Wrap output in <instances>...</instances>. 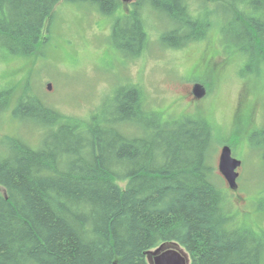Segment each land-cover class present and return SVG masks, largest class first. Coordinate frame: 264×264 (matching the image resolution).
<instances>
[{
	"label": "trees",
	"instance_id": "trees-1",
	"mask_svg": "<svg viewBox=\"0 0 264 264\" xmlns=\"http://www.w3.org/2000/svg\"><path fill=\"white\" fill-rule=\"evenodd\" d=\"M62 2L118 13L111 39L127 57L150 46L154 15L175 22L165 25L163 46L208 39L213 18L223 17L209 3H220L239 25L241 52L264 56V0H200L197 7L189 0H0V50L38 52ZM213 57L204 53L195 68ZM27 77L0 89V116L45 134L39 149L20 136L0 137V264H150L147 253L170 242L192 255L191 264H264V230L239 225L213 181L212 113L165 117L146 109L140 88L130 85L110 110L77 117L47 106ZM258 207L264 211V197Z\"/></svg>",
	"mask_w": 264,
	"mask_h": 264
},
{
	"label": "rangeland",
	"instance_id": "rangeland-1",
	"mask_svg": "<svg viewBox=\"0 0 264 264\" xmlns=\"http://www.w3.org/2000/svg\"><path fill=\"white\" fill-rule=\"evenodd\" d=\"M198 3L192 0L193 7ZM209 7L223 17L213 18L217 29L210 31L208 39L183 48L163 46L161 36L169 18L159 14V20L154 15L150 46L140 56L127 57L111 39L118 13L106 15L90 3L62 2L51 35L38 52L23 57L0 50V89L30 75L47 106L86 118L110 110L118 91L130 85L140 88L146 109L164 111L171 119L195 120L198 113L208 110L204 117L212 113L215 120H209L215 140L209 163L213 181L226 193L229 207L235 208L238 224L261 232L264 211L258 204L264 197V60L257 62L255 54L239 51V25L223 13L222 4L212 2ZM235 51L242 59L235 57ZM204 53L215 57L203 59L195 68ZM195 82L205 86L207 96L192 104L188 91ZM44 134L45 128L9 114L0 116V137L20 136L37 148ZM224 143L231 145L233 156L242 161L238 191L230 188L219 170Z\"/></svg>",
	"mask_w": 264,
	"mask_h": 264
},
{
	"label": "water",
	"instance_id": "water-1",
	"mask_svg": "<svg viewBox=\"0 0 264 264\" xmlns=\"http://www.w3.org/2000/svg\"><path fill=\"white\" fill-rule=\"evenodd\" d=\"M125 4L135 0H121ZM48 89L52 90L53 85L50 83ZM193 93L197 98H202L206 94L205 86L202 83L194 85ZM242 166V161L233 156L232 147L229 144L223 145L219 157V170L228 182L232 190L239 188L238 169ZM150 264H191L189 252L179 243H164L147 253Z\"/></svg>",
	"mask_w": 264,
	"mask_h": 264
},
{
	"label": "bare ground",
	"instance_id": "bare-ground-1",
	"mask_svg": "<svg viewBox=\"0 0 264 264\" xmlns=\"http://www.w3.org/2000/svg\"><path fill=\"white\" fill-rule=\"evenodd\" d=\"M190 2H191V4H192V0H189ZM200 1V0H199ZM198 4H200V3H198ZM225 15H228L225 11L223 12ZM159 20H160V17H159ZM169 21V23L170 24H175V22H172L170 19L168 20ZM204 21H206V24H207V26H210L211 25V21H210V18H205L204 19ZM213 29V27L212 28H210L209 29V32L211 31ZM204 39L205 38H200V41L201 42H203L204 41ZM206 40V39H205ZM243 42V41H242ZM241 41L239 42V44H238V46H239V51H242L241 49H243L245 46L243 45V43H242ZM119 47V49L121 50V53H124L123 51H122V49H121V46H118ZM243 52V51H242ZM241 52V53H242ZM255 54V60L257 61V62H260L262 59L264 60V56L263 55H261L260 53H258L257 51H255L254 50V52H253V55ZM31 79V78H30ZM43 80V79H42ZM27 81H29V78L27 77ZM33 83V82H32ZM51 82H49L48 83V85L50 84ZM1 88V87H0ZM11 110V112H12V109H10ZM112 113H115V111H113ZM135 130V132H137V129H134ZM185 132H187V131H185ZM138 134L139 135H141V134H144V133H142L141 131H138ZM37 149H39V147L37 148ZM162 157H161V159H160V163L161 164H163L164 162L166 163V157H165V153L164 152H161V153H159ZM157 163H158V166H156V169L158 170V169H161V164H159V161L157 160ZM251 246L253 245V243L252 244H250ZM189 255H190V262L192 263V255L189 253Z\"/></svg>",
	"mask_w": 264,
	"mask_h": 264
},
{
	"label": "flooded vegetation",
	"instance_id": "flooded-vegetation-1",
	"mask_svg": "<svg viewBox=\"0 0 264 264\" xmlns=\"http://www.w3.org/2000/svg\"><path fill=\"white\" fill-rule=\"evenodd\" d=\"M197 83H199V82H197ZM196 84V82L192 85V89L190 90V91H188V94H189V96L191 97V99H189V102L190 103H194L195 101H200V100H203L206 96H207V91H206V94L204 95V97H202V98H197L196 96H195V94L193 93V89H194V85ZM191 104V105H192ZM240 169V168H239ZM239 169H238V171H239ZM240 172V171H239ZM238 182H239V180H238ZM239 188H240V184H239ZM239 188L237 189V190H235V191H238L239 190ZM238 198H240V196L238 195L237 196Z\"/></svg>",
	"mask_w": 264,
	"mask_h": 264
}]
</instances>
